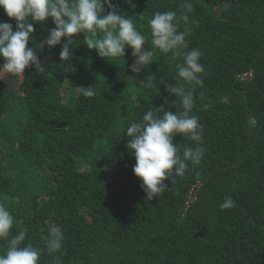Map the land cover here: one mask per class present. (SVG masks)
Wrapping results in <instances>:
<instances>
[{"label": "trees", "instance_id": "trees-1", "mask_svg": "<svg viewBox=\"0 0 264 264\" xmlns=\"http://www.w3.org/2000/svg\"><path fill=\"white\" fill-rule=\"evenodd\" d=\"M191 2L187 40L206 68L193 113L206 152L151 201L133 173L125 130L151 107L175 112L167 106L177 99L166 91L175 84L170 55L157 51L137 75L128 69L130 48L107 61L81 33L70 63L60 61V46L45 48V71L26 69L14 95L0 77V203L14 216L11 231L26 230V243L41 248L45 221L64 234L61 251L42 252L39 264H264V0ZM181 3L115 0L114 7L151 47L148 21L157 11L179 16ZM0 22L16 23L2 9ZM53 27L50 19L35 24V43ZM149 75L158 90L147 87ZM70 84L94 86L98 95L85 98ZM226 196L235 206L221 210ZM7 245L0 239V254Z\"/></svg>", "mask_w": 264, "mask_h": 264}, {"label": "clouds", "instance_id": "clouds-1", "mask_svg": "<svg viewBox=\"0 0 264 264\" xmlns=\"http://www.w3.org/2000/svg\"><path fill=\"white\" fill-rule=\"evenodd\" d=\"M114 4L115 0H0V9L16 22L15 26L0 22V59L3 60L0 74L7 76L9 82H14L30 67L36 72H43L45 65L40 53L45 48L51 50L56 46H60V61L70 63L73 46L76 45L73 37L81 33L84 35L82 44L107 61L123 59L126 48H130L133 63L128 65V69L137 75L148 69L157 51L170 55L172 60L177 61L176 75L173 78L175 84L168 86L166 91L177 99L175 104L167 106L173 108L175 105V112L166 110L164 105L151 107L139 120L128 123L125 130L126 150L136 162L133 173L141 182L146 200L151 201L169 190L176 178L184 177L190 165L198 166L206 152L203 125L193 113L197 99L203 100V94L197 96L196 93L204 86L206 68L201 63L202 52L198 48H190L187 40V26L194 11L191 0H182L179 16L174 11L153 14L148 21L151 47L132 17ZM106 7L108 11L105 13ZM49 19L54 27L36 44L33 40L35 24L43 25ZM30 42L34 47L28 46ZM144 81H147L148 88L157 89L159 84L153 75ZM71 88L85 98L98 95L94 86L71 85ZM177 136L191 144L181 147L174 142ZM234 206L230 196H226L219 205L221 210ZM45 223L48 227L41 236L43 248L35 247L26 243V230L12 233L14 216L0 203V239L8 241L7 250L0 254V264H39L42 252L49 255L60 252L64 241L61 228L51 221ZM56 264H61L59 259Z\"/></svg>", "mask_w": 264, "mask_h": 264}, {"label": "rangeland", "instance_id": "rangeland-1", "mask_svg": "<svg viewBox=\"0 0 264 264\" xmlns=\"http://www.w3.org/2000/svg\"><path fill=\"white\" fill-rule=\"evenodd\" d=\"M0 75H1L0 77L5 78L6 83H7V88H8V90L10 91V93L12 95H14L15 92H18L17 85L19 84V81L21 79V76L16 77L14 79V82H9V79H8L7 76H5L3 74H0Z\"/></svg>", "mask_w": 264, "mask_h": 264}, {"label": "built area", "instance_id": "built-area-1", "mask_svg": "<svg viewBox=\"0 0 264 264\" xmlns=\"http://www.w3.org/2000/svg\"><path fill=\"white\" fill-rule=\"evenodd\" d=\"M250 76H251V73H248V74L241 75L239 78H246V77H250ZM193 192L194 191H192L191 193H189V199L190 200L193 199Z\"/></svg>", "mask_w": 264, "mask_h": 264}]
</instances>
